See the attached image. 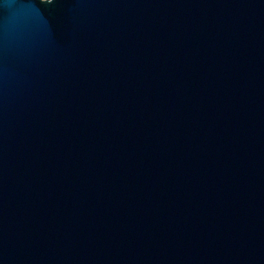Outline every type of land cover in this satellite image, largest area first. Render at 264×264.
<instances>
[{
    "label": "water",
    "instance_id": "95a60500",
    "mask_svg": "<svg viewBox=\"0 0 264 264\" xmlns=\"http://www.w3.org/2000/svg\"><path fill=\"white\" fill-rule=\"evenodd\" d=\"M0 264H264V0H0Z\"/></svg>",
    "mask_w": 264,
    "mask_h": 264
}]
</instances>
